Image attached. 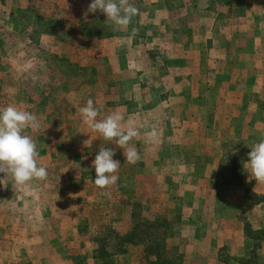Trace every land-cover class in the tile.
I'll return each instance as SVG.
<instances>
[{"label":"rangeland","instance_id":"1","mask_svg":"<svg viewBox=\"0 0 264 264\" xmlns=\"http://www.w3.org/2000/svg\"><path fill=\"white\" fill-rule=\"evenodd\" d=\"M90 2L0 0V108L13 105L37 116L40 127L28 128L25 133L35 140L38 164L48 171L45 180H33L23 186L17 185L7 172L0 173V264H32L30 259L34 254L44 253L48 244L46 238L52 236L60 242L54 250L62 258L57 260L60 264H124L123 257L114 260L97 252L98 240L106 233V225L115 227L117 223L118 233L128 225L124 217L129 212L124 210L123 199L121 204L115 201V184L122 195L132 194L131 199H127L132 203L133 223L153 219L154 198L149 195L152 190L147 191V196H143L144 193L138 195L136 191L140 184L122 176L131 171L134 176L138 174L141 171L139 162L129 164L115 140L106 141L83 123L79 108L89 98L94 104L103 105L97 119L118 111L124 114L125 124L131 119L138 129L145 126L141 135L130 142L139 139L145 143L143 133L155 128L156 140L147 143L153 150L158 138L164 134L162 128L177 125L178 119L184 116L187 122L191 119L190 122L195 124L205 121L213 124L219 118L207 120L208 116L205 121L203 118L199 121V117L192 119V115L182 118L175 115L172 107L177 104L174 100L164 103V98L173 93L177 75L197 71L196 60L206 67L213 59L217 63L212 69L219 75L221 64L228 63L227 49L235 45L248 46L253 53L258 50L257 56L264 60V48L259 50V45L264 44V0H197V15L190 19L188 13L194 11L186 8L190 0H129L139 13L126 28L114 25L99 10L88 13ZM205 14L215 18L212 26L208 16L204 19ZM193 26L197 28L203 49L173 50L169 31H191ZM210 27L214 28L212 40L217 48L208 42L205 49L209 41L205 40L208 37L205 34ZM250 28L253 31L247 32ZM133 29L136 30L134 36ZM232 33L236 42L225 45V37L230 38ZM130 38L134 45L130 44ZM176 39L182 42L185 37L176 35ZM189 39L193 41L194 36L189 35ZM221 44L224 49L220 52ZM187 60L191 62L190 66L184 63ZM182 67L184 72H180ZM243 74L250 77L246 71ZM186 86L187 91L194 88V85ZM260 101L259 118L264 133V99ZM215 113L214 105L212 115ZM224 133L227 141L229 137L227 132ZM167 134L170 139L175 136ZM224 145V158L231 164L220 165L222 177L215 185H238L244 169L242 162L247 160L251 149L232 138ZM104 147L115 149L114 159L120 160L121 165L116 173L117 182L100 189L93 182L92 162ZM67 175H70L68 180ZM60 191L61 199L57 197ZM243 197V203L237 204L240 209H234L235 214L238 211L244 213L237 215L252 238L246 255L255 252L251 264H264V229H254L250 222L253 216L248 215V209L256 203L252 197H259L251 187L244 190ZM166 225L163 221L157 223L158 236L162 237ZM133 246L130 263L147 264L145 255L141 259V246ZM105 249L110 251L108 247ZM172 251L175 257L177 248ZM218 255L222 264H240L229 256L227 245ZM181 262L184 264V258L176 264Z\"/></svg>","mask_w":264,"mask_h":264},{"label":"crops","instance_id":"2","mask_svg":"<svg viewBox=\"0 0 264 264\" xmlns=\"http://www.w3.org/2000/svg\"><path fill=\"white\" fill-rule=\"evenodd\" d=\"M187 4L186 8L194 10L188 13V19H190L197 15L198 4L197 0H190ZM174 15L178 16V14ZM204 16L205 20L208 16L212 26L215 18L208 14ZM213 31L214 28L210 27L205 34L208 36L205 40L209 39L205 49L208 42L209 45L213 44L217 48L212 40ZM251 31H253L252 28L247 32ZM191 34L194 36L193 41L189 39ZM168 35H172L170 44L173 50L200 51L203 49L202 44L199 43L201 39H198L197 28L194 26L191 31L170 30ZM176 35H184L185 39L178 42ZM229 36L230 38L225 37V45H230L231 41L236 42V39L233 40V33ZM129 40L130 44L134 45V40L132 38ZM224 44L220 45L221 48L218 45V51H223ZM262 48L264 44L259 45V50ZM248 49L250 48L243 44L241 47L235 45L232 49L228 48L225 53L228 55L226 56L228 63L221 64L219 75L212 69L217 60H209L207 63L210 65L206 67L201 61L196 60L195 64L194 62L192 64L197 71L194 70L190 75H177L173 82L175 86L173 93L164 98V103L174 100L177 106L172 108L175 110V115L180 118L184 115H192V119L199 117V121L202 118L205 121L208 116L207 120H211V117L217 120L219 117L217 122L210 124L205 121L206 123L195 124L190 122L191 119L187 122V117L184 116L178 119L180 122L177 125L162 128L164 134L158 138L159 141L154 144L153 150L142 140L136 139L138 141L129 142L139 153L140 159L137 162L141 165V171H136L138 174L135 176L132 171L122 176L125 179L128 177L130 181L135 179L137 184H140L138 185L140 189L136 191L138 195L144 193L143 196H147V191L152 190L149 195L154 198L152 200L154 214L149 222L160 218L167 222L164 242L168 248L171 245L174 250L177 248L178 254L175 252V257L177 261L184 258V264H222L218 252L226 245L232 259L247 257V248L252 243V238L246 234L244 221L237 215L238 212L244 213L238 211L235 214V209L239 208L237 204L243 203L244 190L247 187H251L257 195H261L264 194V183L257 181L251 175L244 160L242 162L244 169L238 179L240 181L238 185L229 186L222 183L219 186L215 185V181L222 177L219 173L220 165L229 164V162L231 164V161L223 155L224 144L227 141L231 138L237 139L250 149L259 140L264 139L259 118L260 100L264 99V60H260L257 56L258 50L253 53ZM248 59L252 62H247ZM184 63L190 66L191 62L187 60ZM185 64L184 67H186ZM245 71L250 74V77H245L243 74ZM180 72H184V68ZM186 85H194V88L187 91ZM217 85H220L219 88ZM214 105L216 113L212 115ZM139 130L143 132L145 126ZM224 131L229 137L227 141L224 139ZM167 133L175 135L174 138L170 139ZM68 177L70 175H67V180ZM115 188V201L121 204L123 199L124 210L129 212L128 216L126 214L124 217L128 225L124 230H120L119 234H127L134 224L132 203L127 199H131L132 194L122 195L117 184ZM64 196L67 197L68 194L65 193ZM57 197L61 199V191L58 192ZM66 200L68 201L67 198ZM248 215L253 216L250 222L254 229H264V201L252 204L248 209ZM116 225L117 223L115 227L106 225L105 228L116 231ZM46 239L48 244L44 253L34 254V257L30 259L32 264H60L57 260L62 258L54 251L55 245L60 242L54 240L53 236L51 239L48 237ZM140 246L143 254L141 259H144L143 247ZM134 248L133 244H126L124 253L114 254L111 257L114 260L117 257H123L124 264H133L130 263V257Z\"/></svg>","mask_w":264,"mask_h":264},{"label":"clouds","instance_id":"3","mask_svg":"<svg viewBox=\"0 0 264 264\" xmlns=\"http://www.w3.org/2000/svg\"><path fill=\"white\" fill-rule=\"evenodd\" d=\"M105 14L106 19L118 27L126 28L132 18L139 13V9L129 0H91L87 12L97 11ZM136 30L133 29L132 36ZM103 105L94 104L89 98L79 113L84 124L100 133L106 141L115 140L116 145L123 149V156L129 164H135L139 153L129 142L141 135L135 121L125 117L122 112L114 111L100 119ZM40 127L35 114L17 106L8 105L0 108V173L10 174L17 185L23 186L33 180L43 181L48 176L47 168L38 164L39 152L32 136L25 130ZM145 143H152L157 138L155 128L143 133ZM248 153L245 164L251 175L264 183V139L259 140ZM115 149L104 147L100 149L92 162L95 170L94 184L100 189L114 185L118 180L116 174L121 161L114 159Z\"/></svg>","mask_w":264,"mask_h":264},{"label":"trees","instance_id":"4","mask_svg":"<svg viewBox=\"0 0 264 264\" xmlns=\"http://www.w3.org/2000/svg\"><path fill=\"white\" fill-rule=\"evenodd\" d=\"M258 197V199L252 197V201L254 200L256 203L264 201V195H258ZM162 221L166 222L161 219L152 222L138 220L127 234H119L113 229L106 228V233L98 240L97 252L105 256L121 254L126 251V244L130 243L142 245L147 264H176L177 261L173 257L174 253L172 251L174 248H168L164 242L165 230L161 233L162 237L158 236L157 223ZM246 234L250 236V232ZM105 247H108L110 251H106ZM255 257V252H252L250 256L233 258V260L238 261L240 264H251L254 262L253 258Z\"/></svg>","mask_w":264,"mask_h":264}]
</instances>
